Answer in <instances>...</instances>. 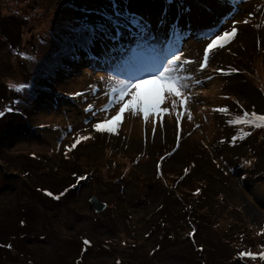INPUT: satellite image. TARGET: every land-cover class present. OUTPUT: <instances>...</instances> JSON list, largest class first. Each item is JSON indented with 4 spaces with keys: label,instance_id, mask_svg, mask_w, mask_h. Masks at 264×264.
I'll list each match as a JSON object with an SVG mask.
<instances>
[{
    "label": "rangeland",
    "instance_id": "rangeland-1",
    "mask_svg": "<svg viewBox=\"0 0 264 264\" xmlns=\"http://www.w3.org/2000/svg\"><path fill=\"white\" fill-rule=\"evenodd\" d=\"M19 1L0 0V13L16 18L31 13L36 15L35 18L38 15L39 20L49 16L44 7L45 0ZM57 1L61 5L64 2L54 0V11L58 8ZM95 1L97 7L92 6L98 8L99 0ZM199 1L208 10L199 11L202 16L200 20L207 22L200 23L194 16L193 2L187 3L193 17L185 24L191 31L184 36V31L176 29L170 51L167 52L172 54L178 51L181 57H191L194 62L203 57V48L208 42L204 35L208 31L217 28L223 31L231 27L230 23H216L218 14L231 10L229 5L225 3L217 9L216 0ZM144 2L139 6V17L143 14L152 17L154 5L152 7ZM117 3L121 12L129 14V19L131 14L136 15L137 5H131V0H117ZM35 4L38 8H34ZM68 5L64 6L72 11ZM98 10L103 11L101 6ZM29 22L36 23L35 19L27 20L26 29ZM206 26L209 29L206 30ZM147 28L149 32L142 39H152L150 49L153 40L161 47L169 32L155 35L150 27ZM196 30L202 31L199 33ZM260 35L261 32L254 31L253 27L240 24L237 36L224 48L215 51L206 69L201 71L195 66L196 74L201 72L202 76L205 70L220 73L217 68H241V74L232 72L231 78L218 77L205 84L208 95L204 96L200 106L193 105L188 109L192 118L189 119L187 114L185 119H180L178 127L176 110L185 112V106L172 108L171 114L164 115V118L161 115L163 122H166L163 126V123L158 125L152 119L138 117L137 106L132 105L120 115L121 123L115 120L110 129L100 131L102 136L89 140L97 131L93 125L103 119L98 114L99 109L93 104L92 110L86 111L87 107L84 106L89 100H79L74 105L64 99L66 104L62 107L68 116L71 113L80 120V128L88 129L82 135L90 137L68 152L73 154L71 157L74 161L68 159L62 166L65 170L60 167L62 155L79 137L78 134H69L78 128L75 121L68 120L66 130H62V127L35 128L33 134L19 137L8 146H1L0 171L17 183L10 184L7 190L0 193V215L6 200L17 197L22 202L33 201L37 214L43 210L48 217L42 219L43 215H36L31 225L37 233L34 232L33 237L32 233L28 234L31 239L26 241V245L17 240L11 243L8 235H1L0 264H64L65 261L71 264H264L261 256L264 254V128L257 132L245 125L240 129L244 131L241 133L234 129L235 124L228 123L242 117L245 111L264 114V46L255 44L256 37ZM2 41L6 42L3 38ZM175 44L179 47L176 48ZM239 44L247 46L250 54H253V66L249 63V57L245 56L246 50L241 49ZM138 53L137 47L134 54ZM234 53L241 54L242 58L236 61L232 57ZM18 55L9 52L1 43L0 77L4 80L7 78L5 72L15 68ZM129 55L126 50L120 54L119 61L126 60ZM142 58L139 54L129 61L141 63ZM89 60L84 64L80 59L71 61L72 67H67V76L65 74L63 78L68 84L65 87L71 88L70 92L74 93L76 88L72 87L79 84L81 89L92 90V97L95 94L100 96L106 90L104 103L111 105L112 89L125 79L108 64L101 65V61ZM242 67L247 69L245 74ZM70 68H73L72 72ZM116 68L122 69L120 66ZM82 69L88 71L89 78L81 73ZM124 69L129 68L125 66ZM101 70L106 72L103 76L104 87L97 74ZM146 85L150 88L153 84ZM146 88L140 87L136 99L143 95L150 97ZM54 105L51 102L43 111H37L35 121L55 122L60 116L57 112L59 107L54 111L49 110ZM221 107H226L227 113L215 111ZM118 112L117 109L115 113ZM232 113L242 115L232 117ZM126 114H130L128 118L124 117ZM145 126L150 130L145 133L147 139ZM153 128L156 129L155 134ZM35 131H41V135ZM246 132L251 135H244ZM178 135L179 147L174 151L172 147ZM233 137L237 138L235 143L232 142ZM35 153L38 155L35 163L45 173L36 176L35 168L31 166L29 169L33 178L43 185H49L46 183L48 181H58L57 176L60 178L64 171L70 170L73 163L78 170L90 172V177L78 193L71 194L67 201L44 202L31 195V187L24 183L25 172L22 169L11 172L17 167L14 163L20 165ZM162 153H165L163 159L159 157ZM92 195L106 202L103 210L98 212L94 209L89 201ZM22 207L27 208L28 205L25 203ZM18 212L21 211L13 214L19 215ZM162 216L169 223L164 221L159 225ZM163 231L168 237L165 240H161ZM192 231L197 232L195 239ZM197 234L200 236L197 237ZM84 235L87 237L84 238ZM12 244L14 247L10 248ZM242 251L256 254L255 259L241 258L239 254ZM29 258L31 261H28Z\"/></svg>",
    "mask_w": 264,
    "mask_h": 264
},
{
    "label": "trees",
    "instance_id": "trees-1",
    "mask_svg": "<svg viewBox=\"0 0 264 264\" xmlns=\"http://www.w3.org/2000/svg\"><path fill=\"white\" fill-rule=\"evenodd\" d=\"M53 1L54 0H45L44 7L47 15L49 16L47 18L42 17L40 20L38 15L35 18L36 15H32L31 13L18 18L0 13V45L2 43L3 47L8 48L9 52L12 54H19L16 59L17 62L14 65L15 68L13 70L9 69L5 72L7 78L4 80L0 77V110L5 113L3 117H0V148L1 146H8L15 139L18 140L19 137H25L26 135L29 136L30 134H33V130L35 128L48 127L55 129L57 127H62V130H66L68 120H71V122H79L77 118L71 114V116H68V113L65 111L66 109L62 107V105L66 104L64 99L75 100L73 96L69 95V93H71V88L68 89L65 87L68 84L63 78L65 74L67 76V64L71 63L73 58L81 56L80 54H83V52L78 53L76 57H68L63 63L58 62L54 55L59 47V37L62 34V24L64 20L72 14V11H68L64 5L72 4L78 7L93 10L87 17L88 22L90 23L95 24L97 21L108 23L104 20L103 15L96 14V10H98L101 6L103 11L110 14L112 12L111 0H99L98 8H96L97 5L95 0H64L62 5L59 4V1H57L56 5L58 8L56 11L53 9ZM144 1L148 3L150 0ZM144 1L131 0V5L136 6L137 4H141V2L144 3ZM21 2L22 1L20 0L18 3ZM92 5L96 7H93ZM202 6L203 5H200L198 10H200ZM34 8H38V5L35 4ZM3 10L6 11V8H3ZM74 14L77 16L85 15V13L81 12ZM33 19H35L36 23L29 22L30 25H28L29 27L26 29L25 26L27 24V20ZM243 19L244 18H242V20ZM2 38L6 42L2 41ZM241 49L246 50L245 56L246 58L249 57V63L253 66V54H250L249 48L243 45L241 46ZM239 52L242 51L239 50ZM236 54V57L235 55L232 57L235 58L236 61L240 60L242 55L238 53ZM29 57H34V59H29ZM242 69V71H244L243 74H245L247 69L245 67H242ZM249 71L251 72V69ZM22 85L24 86L23 88H21ZM77 86H79V84H74L72 88H77ZM76 99L78 100L80 97H76ZM51 102H54L55 105L49 108V110L54 111L55 108L57 109L59 107V111L57 112H59L58 115L60 117L57 118L55 122H36L35 117L38 116L37 111H43V109H45V107ZM9 108L13 110L9 111ZM244 126L245 125H235L234 128L239 130L241 133H244L243 130H240L243 129ZM251 128L253 127L251 126ZM253 129L254 131L256 129V131L259 132L261 128ZM35 132L38 133L37 135H41V131ZM99 136H102V134L100 131H96L93 133V137L89 140H94V138ZM67 154L70 156L62 155V164L60 165L61 170H65L62 166L65 165L68 159H70L69 161L73 160L71 157L73 154L68 152ZM138 154H140V152ZM30 157L31 158H28L25 162H21L20 165L18 163H14L17 167L12 169L11 172H17V170L22 169V171L25 172V175L23 176L26 181L24 183L31 187V195L34 194V197L36 196L44 202L60 203L67 201L71 197V194L75 192L78 193L80 190L79 188H81V186L84 185L90 177V172H83L82 169L78 170L79 168L73 167V163L72 166L70 165L69 167L70 170L67 172L64 171L60 178L57 176L58 181H48L46 183L49 185H43L39 180L33 178V175L31 174L32 170L29 169V167L33 166L35 168L36 176L41 175V173H45L43 172V169L35 163L37 160L35 158H38V155L35 153V156L32 155ZM160 158L163 159L164 156L162 155ZM83 174L87 177L86 181H81L75 188H71V185L76 184L77 178ZM13 183H17V181L14 178L7 177L4 171H0V193L5 191L4 189H8L9 185ZM21 185L22 184H18V186ZM66 188L69 189V191H67V193L62 196L60 200H55L52 197H48L46 194L47 191H51L54 195H59L61 192H64ZM166 192L168 195V190H166ZM170 195H172V193ZM6 201L7 202L0 215V240L2 239L1 235H8L7 239L9 237L11 239V243H13V240H17L23 245H26V241L31 239L28 234L32 233L31 235L33 237V233L37 231L32 229L31 222L35 219L36 215L39 217L43 215L42 219H47L48 214H46L43 210H40V214H37V206H34L33 201L22 202L19 201L17 197L15 199H7ZM42 201L40 204L43 203ZM25 203L28 205L27 208L22 207ZM41 207L43 209L42 204ZM17 210H20L21 212H18L19 215L15 216L13 213ZM163 216L160 218L159 225H161V222H166L167 220ZM188 216L191 217L190 214ZM166 223H169V221ZM196 233L197 232L192 231L193 239H195L194 235ZM161 235V240L168 238L166 232L164 233V231ZM199 236L200 235L197 234V237ZM85 237L87 236L84 235V238ZM10 246V248H13L14 244ZM23 248L25 247L23 246ZM28 261H31V259L29 258ZM64 264L71 263L69 261H65Z\"/></svg>",
    "mask_w": 264,
    "mask_h": 264
},
{
    "label": "snow or ice",
    "instance_id": "snow-or-ice-1",
    "mask_svg": "<svg viewBox=\"0 0 264 264\" xmlns=\"http://www.w3.org/2000/svg\"><path fill=\"white\" fill-rule=\"evenodd\" d=\"M166 4H172L173 0H165ZM219 3L223 4L225 0H218ZM112 12L109 14L106 11L96 10L97 15H103V21H97L95 24L88 22V15L92 13L93 10L78 7L69 4L68 7L72 9L70 14L62 24V34L59 37V47L57 52L54 54L56 60L63 63L68 57H75L78 53H84L85 55L95 52L97 56L103 55L109 52L117 51V45L120 43L121 37L124 35V30L129 28V24L135 25L139 29L140 33L145 31L144 25L141 23V18H138L135 14H131L129 19V14L127 12H121L117 0H111ZM184 12L190 11L189 8H184ZM81 12L85 13L84 16H77L74 13ZM167 14V8L165 7L161 13L160 24L165 22L164 17ZM249 20L244 19L234 20L231 27L227 30L221 31L217 28L215 31H209L204 35V39L207 42L206 48L203 50V60L199 67L202 71L209 66L210 58L215 54L217 49H222L231 40H233L238 33V25L248 24ZM134 35V33H132ZM86 50V51H85ZM29 59H34V57H29ZM192 60H182L181 54L179 52H173L171 54V59L166 56L163 57L158 64L148 65L142 68H138V71H142L144 74L139 77H134L129 80H121L118 85L114 87L111 91L112 101L111 106H119V112L113 118H106L101 122L95 123L93 126L97 131L105 130V125L112 122L113 119L119 120L120 115L125 112V109L132 104L136 97L138 96V90L142 84H150L156 81L162 82L164 86V92L167 96L171 98V102L174 108H179L181 105H187L190 100V95L186 93V85L184 83V77L180 75V71L183 70L185 64L193 63ZM68 67H72L71 63L67 64ZM150 69V70H149ZM221 73L224 72L223 69H217ZM232 72L239 71L238 69H232ZM146 77V78H145ZM211 79V77H208ZM103 79V77H101ZM24 86L22 85L21 88ZM69 95L74 98L83 95L82 92L69 93ZM9 111L13 109L9 108ZM92 105H89L86 111H91ZM108 109H105L107 111ZM185 112L188 114V118L191 119V113L188 112L187 107H185ZM220 113H227L228 109L226 107H221L215 109ZM5 115L4 111L0 110V117ZM177 119H181V113L176 112ZM148 119L147 113H145V120ZM87 123V121H86ZM229 124L235 125H249L253 128H264V114H259L256 111L251 113L245 111L242 117H237L234 120H229ZM114 131V130H112ZM156 129L153 128L152 132L155 134ZM245 135H251V133H245ZM89 136H79L75 138V142L67 147V152L72 151L76 148L78 144L83 140L89 139ZM236 137H233L232 142H236ZM177 147H179V137L177 138ZM86 176H79L76 180V184L71 185V188H75L81 181L86 180ZM69 189H65L59 195H54L53 192L47 191V196L52 197L55 200H60L63 195H65ZM106 207V206H105ZM88 243V241H85ZM9 247H11L9 245ZM202 250V249H201ZM240 257H252L255 259L256 254L251 251L240 252ZM264 258V254H261Z\"/></svg>",
    "mask_w": 264,
    "mask_h": 264
},
{
    "label": "clouds",
    "instance_id": "clouds-1",
    "mask_svg": "<svg viewBox=\"0 0 264 264\" xmlns=\"http://www.w3.org/2000/svg\"><path fill=\"white\" fill-rule=\"evenodd\" d=\"M189 2H193L192 6L195 8L196 13H197L199 6L203 5V3L200 2L199 0H173L172 4H166L165 0H155V1L150 0L147 4H150L152 7L154 5V7H155L152 17H150L148 14H143L139 17V12H138L139 6L141 7L145 2L144 3L141 2V4H137V8L135 9L136 15L138 18H141L142 25H144V27H146V30H145L146 33H143L141 35V37L139 38V43H145L143 41H146L149 43L152 40V39H148V40L142 39L143 36H145L149 32V28H147V27H150L151 28L150 30H153L155 35L159 34L161 32H167V31L171 30L172 28L174 29V31L176 29L178 31H182V32L185 30L191 31L187 27V25L185 24L186 22L189 21V19H188L189 16L192 15V10L187 5V3H189ZM216 2L219 3L218 0H216ZM232 4H234L236 6L235 11L230 13L229 15H227L226 18H224V20L222 21V23H226V24L230 23L232 25L234 20L243 21L244 19H248L249 23L247 25H249L250 27H253L254 31H256V32L260 31L261 32V35L259 37H256L255 44H257L259 46H261V45L264 46V0H231L230 5H232ZM165 7L167 8V14L164 17V20L166 23L164 22L163 24H160V20H158L157 17L161 18L162 10ZM184 8H189L190 11L184 12L183 11ZM216 8L218 9V7H216ZM199 11H207L208 12L206 7L202 6V8L200 10H198V13L195 14L196 15L195 18L200 23L207 22V21H201L200 20V18L202 16L199 13ZM216 13L217 12H215V14ZM237 13H239V15H237ZM169 15H175L177 17V20L176 21L166 20V17ZM185 15H186L187 19L183 18ZM242 18H244V19L242 20ZM153 19H154V21H153ZM190 21H191V19H190ZM151 22H154L155 24L153 25V24H151ZM237 27H238V32H240V25H238ZM205 29L207 30V29H209V27L207 26ZM138 31H139L138 28H136L135 26H132L130 24H129V28L127 30H124V35L121 37L120 43L117 45V51H115L117 53L116 54V60L119 59L120 54L125 53L126 50L129 51L130 49H132L133 52H135L137 47L139 48V54L142 55L143 59L148 56L150 61H153V60L157 61V60H159V59L161 60L163 57H165V52H167V50L170 49L171 44L173 42V34L174 33H172V34L168 33L171 37V40H168V39L164 40L161 47H160L159 43H157L156 41L153 40V47L147 51L146 50L147 46H142V48H140L139 46L141 44H138V45L136 44L135 38H136ZM132 33H134V35ZM126 37H129L131 40H133V42L132 43L131 42L125 43ZM142 45H144V44H142ZM206 45L207 44H205L204 48H206ZM239 45L243 46L242 44H239ZM241 46H240V48H241ZM204 48H203V50H204ZM133 52H132V54H133ZM112 53L113 52H111L109 50V52L106 54H112ZM106 54L99 55L96 58H93L96 56L95 52H93L91 54H88L87 56L90 58V60H89L90 62L98 60V61L102 62L101 65H106V62H105ZM139 54H135V55L138 56ZM233 55L236 56V53H234ZM83 56H86V55L83 53L80 56V60H81L82 64H84L86 62V60L89 59V58H86V60H85V58H83ZM166 57L168 59H171V54H169V56L166 55ZM130 59H132V58H130ZM116 60H115V62H116ZM182 60H192L193 61V59L191 57H186V56H183ZM202 60H203V57L198 62L185 64L183 67V70L180 71V75H182L184 77V83L186 85V93L189 94L191 97L186 106L181 105V106L187 107V109H189L193 105H198V106L201 105L202 100L205 98L204 96H206L205 84H207V83L209 84L211 81H213L214 79H216L218 77H221V79L231 78V76H232L231 70L232 69H238L239 71H237L235 73L241 74V68H223L224 72L223 73L220 72L221 74L218 72L209 73L207 70H205L203 76L201 75V72H199L198 73L199 75H198V74H196L194 69L196 68L195 67L196 65L198 66V68H200L199 65H200V63H202ZM159 61L157 62V64L159 63ZM115 62L111 65V68L113 67V65H115V67H116ZM86 66L89 70H91V68L88 65H86ZM127 67L129 69L127 71L125 70V73H123V75L127 74V76H125V77H127L128 80L133 79L134 77L142 76L144 74L142 71H137L136 70L137 68L135 66H127ZM211 68L215 69L212 66H211ZM217 69H219V68H217ZM70 70L72 72L73 68H70ZM112 70H113V68H112ZM80 71L83 75H85L87 78H89L88 77V75H89L88 71L85 72V69H82ZM101 73H103L102 70H101V72H97V74H99L100 77H102ZM208 77H211V79H209ZM104 84H105L104 79H102V86L103 87H104ZM146 87H147L146 84L141 85V88H146ZM81 88L79 86H77V88L75 90V92H82L83 93V95L80 96V99L77 100L76 98L73 97L75 100L68 99L69 100L68 103H70V104L72 103V104L76 105V103L79 100H84V101L89 100L90 102L88 104H86L84 107L88 108L89 105L95 104L96 107L99 109L98 114L101 116V118H103V119H101V121L106 119V118H113L117 115L115 112L117 109L119 110V107L118 108L110 107V105H107L104 103V100L107 98V91L106 90L102 89L103 92L100 96L95 94L92 97L91 94L94 93L92 90H90V89L86 90V89H81ZM148 88L149 87H147L145 91L150 94V97L147 98L146 95H143L142 97L135 99V101L132 104H130L128 106V108H130L132 105H135V106H137V108L135 110L138 111L136 114V115H138V117L141 116L142 118H145V113H147L148 119L154 120L155 122L158 123V125H161L163 123V126H165L166 122H163L164 115L169 116V114H171L172 108H174L172 105V102H171V98L165 94L164 86H163L162 82L156 81V82H154L152 87H150L149 89ZM185 107H184V109H185ZM105 109H108V110L105 111ZM177 111L178 110H176V112ZM179 112L181 113V117L183 119H185V117L187 116V113L183 112L181 110ZM131 114H134V113H131ZM232 114H234V113H232ZM232 114H230V115L232 116ZM107 115H109V117H106ZM129 115L130 114H126L124 117L128 118ZM161 115H163V118ZM234 115L237 116V115H242V114L235 113ZM165 119H166V117H165ZM176 120H178V119H176ZM78 121H79L78 123L75 122L77 124L78 128L71 131L70 135H73V136H75L76 134L82 135L83 132L88 131V129L80 128L81 121L80 120H78ZM179 121H180V119H179ZM179 121H177V124H176L177 127L179 125ZM113 122H115V119H113L111 123L105 125V129H110V125H112ZM118 122L121 123L122 120L119 119ZM144 129H145L144 135H145V133H147V131L148 132L150 131L149 129L146 128V126ZM145 137L147 139L148 136L145 135ZM178 137H179V135L176 137L175 143L172 147L173 150L177 148V138ZM179 141H180V137H179ZM162 155L165 157L164 153H162ZM162 155H160V156H162ZM159 168L162 169L161 166ZM90 199H91V197H90Z\"/></svg>",
    "mask_w": 264,
    "mask_h": 264
},
{
    "label": "bare ground",
    "instance_id": "bare-ground-1",
    "mask_svg": "<svg viewBox=\"0 0 264 264\" xmlns=\"http://www.w3.org/2000/svg\"><path fill=\"white\" fill-rule=\"evenodd\" d=\"M226 3V5H229V8L231 9V10H229L226 14H223V13H221V14H218L217 15V19L218 20H216V23H220V22H222L223 20H224V18H226V16L227 15H229L230 13H232V12H234L235 11V9H236V6L234 5V4H232V5H230V3H231V0H225V2L223 3V4H225ZM227 3H229V4H227ZM223 4H221V3H217L216 2V7H218V9L219 8H221L222 7V5ZM196 14V12L194 13V16H196L195 15ZM217 14V13H216ZM193 16L192 15H190L189 16V18L188 19H191ZM184 19H187V17H186V15L183 17ZM157 19L158 20H160L161 18L160 17H157ZM166 20H169V21H176L177 20V17L175 16V15H169V16H167L166 17ZM166 23V22H165ZM207 27V26H206ZM145 30H146V28H145ZM188 30H185L184 31V36L186 35V32H187ZM197 32H201L202 30H196ZM169 32V34H172V33H176L177 31H174V29L172 28L171 30H169L168 31ZM143 33H140V31H138L137 32V35H136V44L138 45V44H144L143 46H147V51L150 49V42L148 43V42H146V41H143V42H145V43H139V38L141 37V35H142ZM169 34H167V39L168 40H171V37H170V35ZM131 41V39L129 38V37H126L125 38V43H129ZM176 45V48H178L179 46L177 45V44H175ZM170 51V49H168V51L167 52H169ZM167 52H165V56L166 55H168L169 56V54L167 53ZM157 58V57H156ZM115 60H116V56L114 55V57H111V58H109V59H107V60H105L108 64H109V66L111 67V65L115 62ZM160 60V59H159ZM159 60H153V61H150L149 60V57L147 56V57H145L144 59L142 58V61H141V63H139V62H131V61H129V60H124V61H122L123 62V66L125 67V66H135L137 69L138 68H142V67H144V66H148V65H155V64H157V62L159 61ZM115 67V65H113V67L112 68H114ZM136 69V70H137ZM138 71V70H137ZM125 76H127V74H124V77ZM126 78V77H125ZM206 95H208V93L206 92Z\"/></svg>",
    "mask_w": 264,
    "mask_h": 264
},
{
    "label": "water",
    "instance_id": "water-1",
    "mask_svg": "<svg viewBox=\"0 0 264 264\" xmlns=\"http://www.w3.org/2000/svg\"><path fill=\"white\" fill-rule=\"evenodd\" d=\"M90 201L93 204L94 209L98 212L103 210L106 206V203L96 195H92Z\"/></svg>",
    "mask_w": 264,
    "mask_h": 264
}]
</instances>
